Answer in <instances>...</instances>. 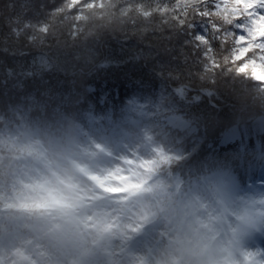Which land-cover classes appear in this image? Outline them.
I'll list each match as a JSON object with an SVG mask.
<instances>
[{
	"label": "trees",
	"instance_id": "1",
	"mask_svg": "<svg viewBox=\"0 0 264 264\" xmlns=\"http://www.w3.org/2000/svg\"><path fill=\"white\" fill-rule=\"evenodd\" d=\"M3 1L2 249L14 251L18 237L25 239L28 248L39 233L51 227L48 224L61 226L63 214L71 211L55 197H28L33 187L26 181L45 157L44 137L65 150L70 142L87 139L95 129L103 136L117 137L124 131L141 135L145 125L153 121L162 132L169 129L168 141L177 153L157 167V175L167 177L170 184L180 178L179 188L187 187V198L202 192L204 183L213 187L216 178L210 175L218 163L229 172V166L239 158L250 159L257 151L264 154V83L237 73L222 59L219 67L208 63L209 58H222L234 46L231 39L221 37L226 30L239 32L236 22L226 24L219 17H213L218 20L214 21L190 9L180 24L171 17L175 13L155 10L158 6L171 7L176 0H110L117 6L111 16L101 19L93 15L89 21L75 19L78 5L56 11L71 0ZM138 4L142 6L139 11L135 7ZM199 6L211 7L212 0H199ZM145 11L150 15L144 16ZM213 22L220 23L219 31L211 27ZM197 35L205 36L206 42L197 40ZM208 48L211 51L206 57ZM181 88L187 92L185 96H179L177 90ZM192 93L202 96L198 103ZM171 115L183 121V131L166 125ZM184 132L193 136L181 142ZM222 133L230 135L223 140L219 138ZM150 140L147 138L146 143ZM194 142L204 145L210 154L204 156L198 150L184 158ZM26 262L28 254L23 253L21 258L12 257L10 264Z\"/></svg>",
	"mask_w": 264,
	"mask_h": 264
},
{
	"label": "rangeland",
	"instance_id": "2",
	"mask_svg": "<svg viewBox=\"0 0 264 264\" xmlns=\"http://www.w3.org/2000/svg\"><path fill=\"white\" fill-rule=\"evenodd\" d=\"M85 14L88 18L84 21L93 19L91 12L85 11ZM177 92L179 96L187 94L182 88ZM192 97L197 103L202 98L194 93ZM141 104L145 106L146 102ZM166 125L176 126L179 131L185 129L176 115H171ZM170 134L169 129L162 132L149 121L141 135L124 131L117 139H111L102 138L100 132L93 131L87 139L70 142L66 150L44 137L45 157L26 181L33 187L28 197L34 200L37 196L55 197L64 209L71 208V211L65 212L67 222L62 228L39 233L37 240L32 242L34 248L29 243V250L25 239L20 237L14 242V251L0 247V264H10L12 257L21 258L23 253L28 254V264H162L160 257L164 252L160 242L164 228L156 219L155 211L150 210L149 201L131 210L130 202L164 186L163 183L170 184L167 177L162 179L156 172L159 165L169 161V156L177 154L168 141ZM222 134L219 138L223 140L230 135ZM183 135L181 142L193 136L190 132ZM147 138H151L149 143H146ZM201 145L194 142L184 158L193 156L198 150H202L204 156L209 155ZM240 169L247 174L240 176L237 169L236 175L234 168L235 181L229 178L220 188L251 208L242 215L241 225L233 230L227 264H264L261 260L264 259V207H261L264 204V163L260 172L246 164L240 165ZM176 180L175 187L179 189L182 181ZM28 197L24 195L23 198L29 200ZM206 203L198 194L195 198H186L185 207L195 214ZM74 212L77 213L72 214ZM196 219L199 221L198 216Z\"/></svg>",
	"mask_w": 264,
	"mask_h": 264
},
{
	"label": "clouds",
	"instance_id": "3",
	"mask_svg": "<svg viewBox=\"0 0 264 264\" xmlns=\"http://www.w3.org/2000/svg\"><path fill=\"white\" fill-rule=\"evenodd\" d=\"M186 192V186H158L130 202V210L139 209L143 201L151 203L165 233L162 264H227L233 230L250 206L216 187H204L201 195L207 203L192 214L185 207Z\"/></svg>",
	"mask_w": 264,
	"mask_h": 264
},
{
	"label": "snow or ice",
	"instance_id": "4",
	"mask_svg": "<svg viewBox=\"0 0 264 264\" xmlns=\"http://www.w3.org/2000/svg\"><path fill=\"white\" fill-rule=\"evenodd\" d=\"M77 5L80 9L75 13L77 21L88 18L84 15L85 11L103 19L110 16L112 9L115 8L110 0H88L87 3H83L82 0H71V2L64 5V8L56 11L72 10ZM127 7L130 9L132 5ZM135 7L139 11L142 6L138 4ZM190 9L203 17H222L223 22L226 24L236 22L242 30L236 33L225 32L221 39L224 41L231 39L234 46L222 58H209L208 63L211 66L213 68L219 67L222 59L224 63L233 67L237 73H246L264 83V0H212L211 7H200L199 0H176L171 7L167 5L158 6L155 10L161 14L175 13V15H171L172 19L183 24ZM143 15L148 16L150 12L145 11ZM213 20L218 21L214 18ZM241 20L244 22L241 23ZM211 27L219 31L220 23L213 22ZM41 30L47 31V27L41 26ZM196 39L206 42L207 38L197 35ZM210 51L211 49L208 48V51L205 52L206 57ZM261 260L264 261V259Z\"/></svg>",
	"mask_w": 264,
	"mask_h": 264
},
{
	"label": "bare ground",
	"instance_id": "5",
	"mask_svg": "<svg viewBox=\"0 0 264 264\" xmlns=\"http://www.w3.org/2000/svg\"><path fill=\"white\" fill-rule=\"evenodd\" d=\"M153 122V121H152ZM246 174V171L242 170V175H245Z\"/></svg>",
	"mask_w": 264,
	"mask_h": 264
}]
</instances>
